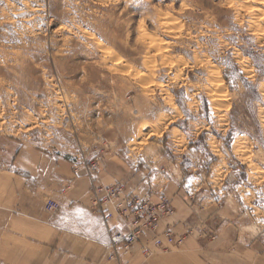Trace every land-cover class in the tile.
I'll return each instance as SVG.
<instances>
[{"label":"rangeland","instance_id":"rangeland-1","mask_svg":"<svg viewBox=\"0 0 264 264\" xmlns=\"http://www.w3.org/2000/svg\"><path fill=\"white\" fill-rule=\"evenodd\" d=\"M22 150L73 165L118 231L101 188L166 199L109 260L264 264V0H0V212ZM12 242L0 264H29Z\"/></svg>","mask_w":264,"mask_h":264},{"label":"crops","instance_id":"crops-1","mask_svg":"<svg viewBox=\"0 0 264 264\" xmlns=\"http://www.w3.org/2000/svg\"><path fill=\"white\" fill-rule=\"evenodd\" d=\"M34 158L36 162L32 161ZM38 159L35 151L22 150L18 154L16 166L30 178L20 174L15 179L18 185L10 189L12 211L0 212V228L13 240L12 245L6 247L28 250L20 255L23 259L29 258V264H132L139 255L131 256L126 252L141 249V243L120 251L115 259L107 258L112 236L119 225L115 216L107 219V209L113 214L114 209L105 205L104 211H92L90 185L73 165L39 163ZM48 176L49 183H46ZM49 201L59 204L60 210L54 214L48 212ZM7 209L9 207L0 205V211ZM165 227L162 225L161 229Z\"/></svg>","mask_w":264,"mask_h":264},{"label":"built area","instance_id":"built-area-1","mask_svg":"<svg viewBox=\"0 0 264 264\" xmlns=\"http://www.w3.org/2000/svg\"><path fill=\"white\" fill-rule=\"evenodd\" d=\"M94 170H97L95 165ZM101 192H105V197L100 198L97 192L98 201L105 202L119 200L118 208L121 211V230L116 231L111 239L110 248L124 247L129 249L138 239L147 231L156 229L160 220L169 214V205L166 199L162 198L159 203H153L148 198H141L137 195H125L123 197V189L121 187L101 188ZM47 209L50 212H58L59 204L54 201L47 203ZM131 213L132 215L128 214ZM107 219L109 217L107 216ZM119 227V226H118ZM170 243L182 244V240L176 239L171 232L166 234Z\"/></svg>","mask_w":264,"mask_h":264},{"label":"bare ground","instance_id":"bare-ground-1","mask_svg":"<svg viewBox=\"0 0 264 264\" xmlns=\"http://www.w3.org/2000/svg\"><path fill=\"white\" fill-rule=\"evenodd\" d=\"M221 101V100H220ZM223 101V100H222Z\"/></svg>","mask_w":264,"mask_h":264}]
</instances>
